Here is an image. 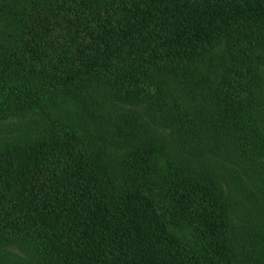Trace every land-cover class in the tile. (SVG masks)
<instances>
[{
	"label": "trees",
	"instance_id": "16d2710c",
	"mask_svg": "<svg viewBox=\"0 0 264 264\" xmlns=\"http://www.w3.org/2000/svg\"><path fill=\"white\" fill-rule=\"evenodd\" d=\"M12 117L0 264H264V0H0Z\"/></svg>",
	"mask_w": 264,
	"mask_h": 264
},
{
	"label": "rangeland",
	"instance_id": "374dc122",
	"mask_svg": "<svg viewBox=\"0 0 264 264\" xmlns=\"http://www.w3.org/2000/svg\"><path fill=\"white\" fill-rule=\"evenodd\" d=\"M40 126H41V123L33 121V118H29V117H23V118H15V117L13 118L12 117L10 119H2L0 120V144H2L5 140L23 139V137H27L24 135V132H29L30 130L34 131L35 129H38ZM124 150L125 152L128 151L129 147H126ZM189 164L192 166V169L196 171H200L201 169H204L207 167L215 169V173H217L218 175V182L221 183L222 187L230 194L229 196L232 198H238L239 194L235 193L234 190H232L231 186H226L223 184L222 180L225 178L226 174H224L223 172L220 174L217 171L216 166L219 165L217 161L205 160V161H202L200 164L190 161ZM214 175L215 174H213V176ZM247 183L250 185V182H247ZM242 184L245 188L251 191V185L248 186L246 182L243 180H242ZM249 201L248 200L243 201V205H240L238 208H236V211L234 212L235 215H244L246 214V212L250 211L252 207H254V205H252V203H250ZM235 215H232L233 224L237 225V223H242V219H241L242 217H238V222H237V220H235ZM251 215L253 216V210H252ZM263 215H264V212H263ZM231 236L234 237V231L231 232Z\"/></svg>",
	"mask_w": 264,
	"mask_h": 264
}]
</instances>
